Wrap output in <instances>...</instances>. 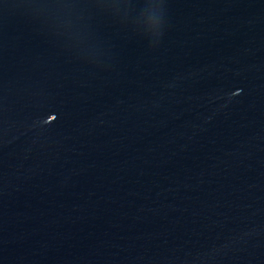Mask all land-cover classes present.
Here are the masks:
<instances>
[{
  "label": "water",
  "instance_id": "95a60500",
  "mask_svg": "<svg viewBox=\"0 0 264 264\" xmlns=\"http://www.w3.org/2000/svg\"><path fill=\"white\" fill-rule=\"evenodd\" d=\"M0 264H264V0H0Z\"/></svg>",
  "mask_w": 264,
  "mask_h": 264
}]
</instances>
